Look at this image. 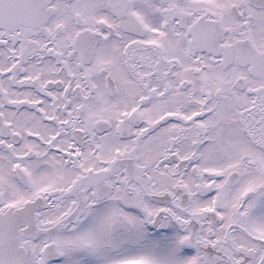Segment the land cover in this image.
<instances>
[{
	"label": "snow or ice",
	"instance_id": "1",
	"mask_svg": "<svg viewBox=\"0 0 264 264\" xmlns=\"http://www.w3.org/2000/svg\"><path fill=\"white\" fill-rule=\"evenodd\" d=\"M0 264H264V0H0Z\"/></svg>",
	"mask_w": 264,
	"mask_h": 264
}]
</instances>
